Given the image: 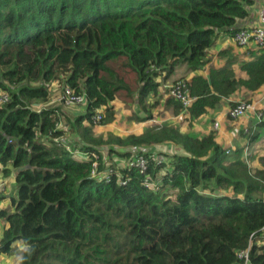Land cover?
<instances>
[{
    "label": "trees",
    "instance_id": "trees-1",
    "mask_svg": "<svg viewBox=\"0 0 264 264\" xmlns=\"http://www.w3.org/2000/svg\"><path fill=\"white\" fill-rule=\"evenodd\" d=\"M263 2L0 0V90L11 95L0 105V170L17 171V196L0 210V254L19 264H242L250 248L251 264H264V166L251 171L237 141L230 154L215 130L170 123L93 133L115 120L120 100L146 111L179 65L204 70L217 40L253 28ZM218 54L224 65L180 79L197 99L187 108L167 99L176 114L194 121L240 88L264 87V48L244 53L240 74L230 47ZM54 82L86 95L81 114L33 107ZM253 123L242 129L250 143L264 138V113ZM162 145L173 150L154 151ZM105 150L133 159L107 164Z\"/></svg>",
    "mask_w": 264,
    "mask_h": 264
},
{
    "label": "rangeland",
    "instance_id": "rangeland-1",
    "mask_svg": "<svg viewBox=\"0 0 264 264\" xmlns=\"http://www.w3.org/2000/svg\"><path fill=\"white\" fill-rule=\"evenodd\" d=\"M232 55V54H231ZM227 60L226 57H221L219 54L216 55H209V62L206 64L205 68L206 71H209V69L216 64V62H219L223 64ZM236 70H238V67H236ZM239 74V72L237 71ZM181 78H184L188 80L185 77L177 78L176 81L170 83L169 85H166L165 88V82L162 83V85L159 87V92L156 95H151L148 102V109L145 111L141 107V105H138L136 101L133 102V100H130L126 102L125 100L118 101V104L115 106V120L109 124H97L94 127V136L97 138H100L102 140H105L108 134H112L114 136H122L126 137L130 133H141L143 132L147 127H157L160 125H163L164 123H170L175 125H181L183 127V130L185 132L193 131L195 133H198L199 135H205L208 131L215 130L218 134V130H223L224 133L220 134L221 137H228L230 140V137L232 138L233 144L229 145L227 142H219L227 151H230V154H232L236 150V141L241 145L242 140H244V153L242 155V158L244 161L248 164L251 171H255L259 167L262 168L264 166V162L262 157L264 156V138L256 143H250L248 141V138L242 135L243 128H245V132H248V124L250 122H254L256 117H261L264 113V96L261 98H258L260 96L259 92L250 91L248 89L240 88L237 92H235L233 95H231L229 98H223L222 104L219 106L218 109H222L224 105V108L221 112L225 110V107L229 104L231 101L233 103H238L240 101H248L249 103H255L256 109L254 110L252 117L249 116L248 118L238 119V120H232L229 118L223 119L221 121V126L219 129L216 130L215 122L216 120L211 121V127L206 131L203 132L202 129V123L200 122V118L197 120L191 121L187 118L185 115H181L179 119H175L173 114L167 113L163 107H161L162 102H166L167 99L170 98L169 95V86L173 85L177 81H180ZM182 79V80H184ZM185 80V81H186ZM50 99L46 103H33V107L35 109H39L40 107H49V106H61L63 110H65L69 115L71 116H77V114H81L84 111V106L81 105H75L66 107L61 102H59V97L63 93V87L61 84L54 82L50 85ZM11 88H14V85L10 86ZM137 95V94H136ZM135 106V107H134ZM228 106V107H229ZM231 108V107H230ZM218 109L214 108H208V111L206 112L208 116L211 118H208L211 120L214 116L212 111H217ZM175 113V110H174ZM148 118H145L147 117ZM175 115H177L175 113ZM132 118V119H131ZM141 118H144V122L140 121ZM131 119V120H130ZM247 119V120H246ZM130 121V122H129ZM209 124V122H208ZM254 124V123H253ZM65 128L68 130V125L65 126ZM186 129V130H185ZM210 131V132H211ZM221 137L219 140L221 141ZM249 146V152H245V148ZM173 148L172 147H166L164 145L157 146V148L154 150L155 152L160 151H167L170 152ZM103 161L107 164L115 163L117 166L122 167L125 164H127L131 158L122 157L120 154L112 155L111 157L107 154L108 151H104ZM133 159V158H132ZM129 160V161H128ZM12 169V168H11ZM14 169V168H13ZM15 170V169H14ZM17 186V185H16Z\"/></svg>",
    "mask_w": 264,
    "mask_h": 264
},
{
    "label": "crops",
    "instance_id": "crops-1",
    "mask_svg": "<svg viewBox=\"0 0 264 264\" xmlns=\"http://www.w3.org/2000/svg\"><path fill=\"white\" fill-rule=\"evenodd\" d=\"M261 2H262V0H261ZM259 8H260V6L256 7L252 11L250 19L247 20V22H246V23L249 24V26H255V25L258 24ZM227 47H230L232 49V57L231 58L237 59V60H235L236 61L235 69H236V67H238V70H236L238 72H239L240 63L244 59L245 60L249 59L247 56L244 55V53L245 52L248 53V52L252 51L253 49H255V50L258 49L257 47H254V46H252L250 48H247V49L242 48L240 46H237L233 42L232 38H229V37L224 35V36L220 37L217 40L216 45L213 48H211L210 55H213V54L216 55L220 51L226 49ZM226 58L228 59L229 57H226ZM225 62H223V64H221L219 62H216V64H214V66H212V67H216L217 68L219 66L224 65ZM208 72L209 71H206V68L204 70L190 71L188 69L187 65H185V64L179 65L176 68L174 74L166 81L165 88H166V85H169L170 83L176 81L177 78L179 79L180 77H185L188 80H190L192 78V76H194V75L207 76ZM257 92H259L258 96L262 95V96H260L258 98L263 97L264 96V87L261 88ZM170 98H172V97H170ZM167 104H168L167 101L166 102L164 101V103L162 102V104H161L162 106L161 107H163V109L167 113H169L170 115L173 114L174 116H172V117H174L175 119H179L181 117V115H185L184 113L175 115L174 108L172 106L168 107ZM224 106H226V105H224ZM224 106L222 107V109L224 108ZM228 106L225 107V110L223 112H221L222 109H218L217 111H212L213 112L212 116H214V117L211 120L208 119V118H211V117L208 116L207 113L205 115L199 117L200 120H201L200 122L202 123L201 125H202L203 132H206L211 127L210 125H211V121L213 119L216 120L215 124L216 123L219 124V126H218V128H216V130L220 128L221 121L223 119L228 118V111L230 109V106L229 107ZM254 110L248 112L245 116L241 117L240 119L248 118L249 116L252 117V114H253ZM141 119H140L141 122L145 121L144 118H141ZM208 122H209V124H208ZM182 129H183V127H182ZM223 133H224L223 130H221V131L218 130L217 141L222 142V143L223 142H227V144H229V145L233 144L231 137H230V140H229L228 137H226V138L224 137L223 138V137L220 136V134H223ZM220 137L222 139L221 141L219 140ZM244 143H245L244 140H242L241 145L244 146ZM9 168L10 169L12 168L10 174L4 175L3 172L0 173V183H2V190H1V193H0V210H2L4 208L11 207L12 206V198L17 196V186H16V173H17V171L14 170L13 167H9ZM1 170H3V169H1ZM6 227H7L6 219L5 218H0V241L3 238V234H4V231H5ZM19 263H20V259H19V257L17 255H7V254H4V253L0 254V264H19Z\"/></svg>",
    "mask_w": 264,
    "mask_h": 264
},
{
    "label": "built area",
    "instance_id": "built-area-1",
    "mask_svg": "<svg viewBox=\"0 0 264 264\" xmlns=\"http://www.w3.org/2000/svg\"><path fill=\"white\" fill-rule=\"evenodd\" d=\"M232 40L237 46L245 49L252 46L257 48H264V2L259 10L258 24L253 26V28L251 29L244 28L238 31L232 38ZM168 88L170 97H173L181 102L184 108L189 107L197 99V97L191 95L189 87L185 80L177 81ZM10 98L11 95L8 91L0 90V105L9 102ZM58 100L64 102L69 106L83 105L86 103V95L84 93H77L71 88L67 87ZM255 108V103H249L248 101L243 100L240 101L235 107H231L228 111V114L230 117L238 119L245 116L248 112L253 111ZM100 113L95 117L96 122H99L102 119L103 112L101 114ZM215 125L216 128H218L219 124L216 123ZM245 152H249V146L245 148ZM135 161L136 160L132 161V164ZM137 164L145 168V160L142 157L137 159ZM4 168L5 167L1 166V169ZM1 172L2 171L0 170V173ZM1 190L2 183H0V193ZM249 249L250 248L241 250L238 254L239 259L242 261V264H251Z\"/></svg>",
    "mask_w": 264,
    "mask_h": 264
}]
</instances>
